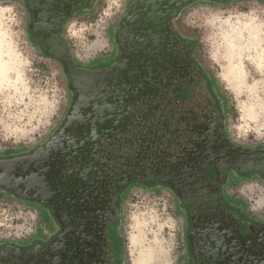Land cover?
Instances as JSON below:
<instances>
[{"label":"rangeland","instance_id":"1","mask_svg":"<svg viewBox=\"0 0 264 264\" xmlns=\"http://www.w3.org/2000/svg\"><path fill=\"white\" fill-rule=\"evenodd\" d=\"M152 1L55 0L52 9L43 12L49 15L42 17L39 13L44 0H0V50L2 58L8 60V65L0 70V157L33 153L47 160L57 150L89 149L94 142L92 136L102 132H90V120L84 125L78 123L80 116L83 119L88 115L89 108L79 105L74 78L63 62L46 52L48 37L52 38L51 32L59 21V35L74 69H97L113 62L139 68L138 76L126 83L130 90H142L126 104L127 108L131 106V112L126 113L131 119L126 136L133 138L129 160L133 161L131 156L140 150L137 140L155 138V129L164 133L151 114L141 112L159 101L164 87L175 91L193 83L187 77L200 67L223 110L222 117H217V143L209 140L207 149L213 144L225 145L224 140L229 147H264V0H190L169 8L166 2L157 0L156 5L166 6L160 11L163 22L158 25V40L166 33L165 39L174 48L170 55L180 57L176 84L170 82L173 66L169 56L164 52L150 57L149 51L144 50L145 10ZM136 10H141L142 15L132 24ZM132 25L135 34L129 40ZM147 57L153 60L148 67ZM184 62L187 77L181 70ZM147 72L153 73V78L144 79ZM135 101L148 105L133 114ZM100 127L104 132L110 128ZM206 133V139L212 135L211 130ZM195 134L191 141L184 139L170 151L161 146L162 152H158L149 144V156L143 158L146 174L166 179L163 175L168 169L185 170L188 172L183 177L190 182L191 168L200 167L205 160ZM137 135L145 139H135ZM68 141L73 143L65 146ZM155 155H161L157 163ZM181 155L186 160L182 156L176 161ZM208 168L214 175L212 182H216L212 166L203 170ZM225 177L216 183L226 202L240 214L264 221V177L257 172L240 173L232 166ZM173 185L176 184L172 182ZM172 186L156 181L131 182L119 194L113 227L118 264H189L187 209ZM44 210L43 205L0 191V264L26 262L28 251L32 252L31 258L39 253L40 264L49 257L55 259L52 251L61 241V231L51 217L47 219ZM47 242L52 243L53 250L44 249V253L42 243ZM66 258H71L67 252L57 256L55 262L62 264Z\"/></svg>","mask_w":264,"mask_h":264},{"label":"flooded vegetation","instance_id":"2","mask_svg":"<svg viewBox=\"0 0 264 264\" xmlns=\"http://www.w3.org/2000/svg\"><path fill=\"white\" fill-rule=\"evenodd\" d=\"M75 1L70 0L71 3ZM140 15L141 10H136L131 23L134 24ZM149 26L150 29L158 28L144 22L143 30ZM138 31L140 34L141 29ZM134 34L135 28L132 25L128 32L129 40L133 39ZM166 35L163 34V39L161 36L156 44L143 36L146 44L144 50L149 51L150 57L155 53L161 55L164 52L169 56L167 58L173 66L169 74L170 82L176 84L179 79L177 67L181 65L180 57L170 55L174 48L172 42L165 39ZM147 61L148 66L153 62L149 57ZM123 64L127 65L125 62ZM184 64L187 65L184 62L182 66ZM127 66L125 67L128 69ZM165 66L168 67V64ZM87 68L89 70L93 67ZM181 70L187 77L186 67L183 66ZM192 73H189L187 78H192L193 83L175 91L168 86L164 87L159 101L152 106L147 107L145 105L148 103L141 101L132 103L133 114L147 107L148 111L143 110L141 113L151 114L152 119H156L162 127L164 133L155 129V138L146 139L155 151L162 152L161 146L167 147L169 151L173 150L180 141L184 139L191 141L195 132L197 133L195 141L197 140L198 146L202 149L201 152L208 148L209 140L217 141V117H222V107L211 90L203 68L200 67ZM187 104L189 107L186 109ZM128 108L131 112V106ZM128 120H131L130 117L125 119L127 121L125 125H118L117 128H111L112 122L109 121L103 124L113 129L109 133L106 132L107 129L105 132L101 129L102 124L95 123L92 132L97 130L102 132L92 136L94 142L89 149L81 147L69 151H54V154L45 160L46 169L40 182L41 190L39 189L36 198H32L30 192H19L20 195L8 192L18 199L43 205L47 217H51L57 223L58 231H61L60 243L54 250L51 242L45 246H50L52 254H56L55 259L66 252L71 255V258H66L62 264H118L113 227L119 194L131 182H155L153 177L141 168V163L145 161L138 158V171L132 174L136 178L129 180L121 188L119 181L130 161V140L133 139L129 134L126 136L130 129ZM210 130L212 135L206 139V131ZM138 137L145 139L140 135L135 139ZM136 144V147H140L138 143ZM182 156L186 160V156L181 155L176 157V161ZM206 173L208 181L202 174L196 181L189 178L190 182L185 184L175 181L176 190L182 199L180 203L187 209L186 241L190 256L189 264H264V221L240 214L231 207L223 197L221 188L216 182H212L214 175H211L213 173L211 169H206ZM54 264H60V261Z\"/></svg>","mask_w":264,"mask_h":264},{"label":"water","instance_id":"3","mask_svg":"<svg viewBox=\"0 0 264 264\" xmlns=\"http://www.w3.org/2000/svg\"><path fill=\"white\" fill-rule=\"evenodd\" d=\"M161 1L166 2V6L169 8L172 4L180 5L190 0ZM156 2L157 0H153L152 5L149 6L148 10H145L146 13L144 21L150 25H156L158 28L150 29L149 26V28H145L142 31V34H145V36L154 44L158 41V33L161 29V27L158 26L160 25L159 23H161L160 19H162V12L160 11H164V9H166V6L156 5ZM42 3V12L39 14L43 17L49 15V13L44 14L43 12H49L50 9H52V5L55 4V0H44ZM60 29L61 23L59 21L58 26L53 28V32H51L52 38L48 37V42L50 44L46 43V45L48 44V47L46 46V52L53 57H57L63 62L67 73L74 78V87L79 95V105L89 108L88 115L83 116V119L80 116L79 119H77L78 123L80 125H84L86 124L84 121L90 120V125H88L90 132L95 127V123L103 125L106 124V122L111 121L114 126L125 125L127 123V121H125L127 118L126 113H129V108L126 107L127 101L133 100V98L136 99V97H134L135 95L142 94V90H130L129 87H126V83H129L128 81L131 78L138 76L137 69L139 68L137 66L129 67L128 71L130 72L127 73V68L123 63L119 64L118 62H113L102 69H74L75 67L72 63V59L60 38ZM146 66L148 67V61L146 62ZM153 76V73L147 72L144 75V79H150L153 78ZM129 95L130 97H128ZM111 130L113 129L108 128L106 132L109 133ZM69 143L73 142L68 141L64 145L66 146ZM137 143L140 145V150H136L135 153H133L131 156L133 161L130 160L126 165L127 167L124 168L122 178L119 181L121 188L124 187L129 180L136 178L135 176H132V174L136 171V168H138V158L142 157L141 159H143L144 157L149 156H147V147L149 145L148 141L142 140L139 142L137 140ZM224 143L225 145H221L222 147L219 146L220 144H217L214 147L215 144H213L212 148L207 149V152H202L201 156H204L205 159L204 164L200 165L201 168L193 165L196 168H191L190 170L192 172V180L196 181L200 174H202L208 181L209 177L206 174L205 169L203 170V168H206L207 166L213 167L216 175L215 180L218 183L224 181L226 171L229 166L234 167L240 173L249 174L257 172L264 177V147H249L244 149L239 147H229L225 140ZM159 156L161 155H155V158H157L155 163L160 160L158 159ZM44 160H42V157H39L36 154L34 155L33 153L25 156H14L4 159L0 158V186L16 195H20L19 192H31V195L33 196L32 198H36V194L41 190L40 182L46 169ZM141 168L143 171L148 172L146 162L141 163ZM187 172H185V170L177 172L172 169H168L166 174L163 176L171 180H168L167 178L159 179L156 175L153 176L152 179L156 182H166L171 186L172 182L175 183V181L185 184L187 183V180H185L186 178L183 176L185 173L187 174ZM172 188L177 189L176 185L175 187L173 185ZM44 249L51 250L50 246L42 245V251L45 253ZM28 252H26V257H29L30 259L27 258L26 262H19L15 264H40V260L42 258L39 257V253H37V256H33V258H31L30 255H32V252ZM17 255L21 256L18 253ZM38 258H40V260ZM47 259L49 260H47L46 263L43 262L41 264H54L55 259L51 260L50 257Z\"/></svg>","mask_w":264,"mask_h":264},{"label":"bare ground","instance_id":"4","mask_svg":"<svg viewBox=\"0 0 264 264\" xmlns=\"http://www.w3.org/2000/svg\"><path fill=\"white\" fill-rule=\"evenodd\" d=\"M11 51H13V49ZM1 54L2 53H1V50H0V70L4 69L8 65V60L2 58Z\"/></svg>","mask_w":264,"mask_h":264},{"label":"crops","instance_id":"5","mask_svg":"<svg viewBox=\"0 0 264 264\" xmlns=\"http://www.w3.org/2000/svg\"><path fill=\"white\" fill-rule=\"evenodd\" d=\"M0 158H3V159H4V158H9V156H2V157H0ZM225 178H226V177H225ZM224 180H225V179H224ZM0 191H1V192H6V193L9 192L8 190H6V189H4V188H1V187H0ZM30 193H31V192H30ZM44 213H45V212H44ZM47 219H48V217H47Z\"/></svg>","mask_w":264,"mask_h":264},{"label":"trees","instance_id":"6","mask_svg":"<svg viewBox=\"0 0 264 264\" xmlns=\"http://www.w3.org/2000/svg\"><path fill=\"white\" fill-rule=\"evenodd\" d=\"M42 244L45 246V245H47V244H48V242H47V243H42Z\"/></svg>","mask_w":264,"mask_h":264}]
</instances>
